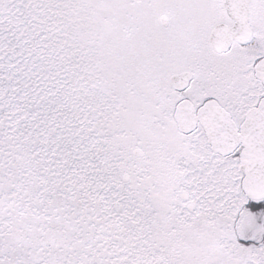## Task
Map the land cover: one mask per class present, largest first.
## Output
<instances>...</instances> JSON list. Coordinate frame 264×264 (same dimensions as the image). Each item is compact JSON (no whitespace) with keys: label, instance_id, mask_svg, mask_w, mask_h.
<instances>
[{"label":"snow or ice","instance_id":"1","mask_svg":"<svg viewBox=\"0 0 264 264\" xmlns=\"http://www.w3.org/2000/svg\"><path fill=\"white\" fill-rule=\"evenodd\" d=\"M0 264H264V0H0Z\"/></svg>","mask_w":264,"mask_h":264}]
</instances>
